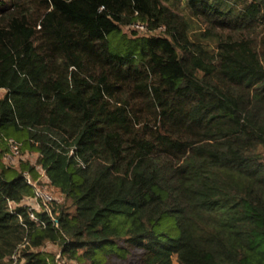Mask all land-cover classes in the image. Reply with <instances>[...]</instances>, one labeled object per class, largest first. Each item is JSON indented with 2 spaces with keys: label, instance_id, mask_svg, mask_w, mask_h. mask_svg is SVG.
<instances>
[{
  "label": "trees",
  "instance_id": "trees-1",
  "mask_svg": "<svg viewBox=\"0 0 264 264\" xmlns=\"http://www.w3.org/2000/svg\"><path fill=\"white\" fill-rule=\"evenodd\" d=\"M185 3L0 0V264H264V0Z\"/></svg>",
  "mask_w": 264,
  "mask_h": 264
},
{
  "label": "built area",
  "instance_id": "built-area-1",
  "mask_svg": "<svg viewBox=\"0 0 264 264\" xmlns=\"http://www.w3.org/2000/svg\"><path fill=\"white\" fill-rule=\"evenodd\" d=\"M133 28H136L141 31H146L145 27L140 24H134ZM6 144L9 146L10 152L13 157H19L20 156V147L21 142L18 140H15L13 138H4ZM12 156L5 155L4 159H12ZM25 179L29 185L33 187V196L30 199H27L22 204L28 206V212H29V219L33 221L37 226H45V222L41 220L37 216V212L39 211H46L49 216L51 217L52 221L54 220L52 211H51V205L55 202H59V199L55 197L51 192L41 189L37 186L36 181L32 179V177L26 172L24 173ZM15 207V204L12 202H8V209L13 210ZM20 223L22 226L26 229L27 225L23 222L21 216H19ZM28 243L26 235L22 239V241L17 245V247L12 252L9 261L10 264H20L19 263V251L22 247H24ZM60 254L58 253L56 255L57 262L56 264H66L64 262H61L59 260Z\"/></svg>",
  "mask_w": 264,
  "mask_h": 264
},
{
  "label": "rangeland",
  "instance_id": "rangeland-1",
  "mask_svg": "<svg viewBox=\"0 0 264 264\" xmlns=\"http://www.w3.org/2000/svg\"><path fill=\"white\" fill-rule=\"evenodd\" d=\"M162 2L164 4H166L168 7H170L173 11H175L176 13H178V15H183V17H185L189 22V25L192 28L193 32H201L207 29V25L198 21V20H190V16H189V10L186 6L185 0H162ZM160 31H154L152 33L149 34H157ZM4 94V90H0V97L3 96ZM8 149H6V155H10L12 156L9 146L7 145ZM36 157L37 154L36 153H30V152H25V153H21L20 151V156L19 157H13L12 159H5V163L10 164V165H14L16 166L18 164V162L22 159L24 160H29L31 163H35L36 161ZM55 193V197H57L59 199V202H66V206L69 208V210H72V206L71 203L69 201H65V199L61 196H59V194L56 191L53 190H49ZM122 245V243H120ZM35 250H39L42 252H49L52 253L54 255H57L60 251V248L58 247L57 244L52 243V242H47L44 245H42L41 247L35 249ZM141 250L134 248L131 249L129 251V253L126 255V257H119L116 254H109L106 257V261L104 264H142L141 261ZM172 264H177L175 262V260H173Z\"/></svg>",
  "mask_w": 264,
  "mask_h": 264
}]
</instances>
